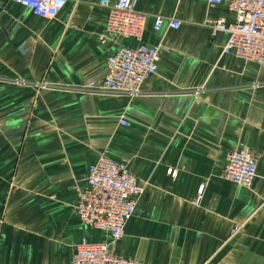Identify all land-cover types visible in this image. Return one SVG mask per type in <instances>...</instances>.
<instances>
[{
	"label": "crops",
	"instance_id": "crops-1",
	"mask_svg": "<svg viewBox=\"0 0 264 264\" xmlns=\"http://www.w3.org/2000/svg\"><path fill=\"white\" fill-rule=\"evenodd\" d=\"M92 1L68 0L51 19L2 1L0 264H72L84 238L112 240L73 208L74 184H85L102 154L128 163L144 187L116 255L140 264H264V65L224 56L229 33L204 25L231 22L227 2L137 1L136 10L180 27L165 20L156 31L149 17L144 44L166 50L132 98L80 89L105 79L112 50L98 41L109 11ZM241 146L258 156L251 188L220 176ZM236 224L243 228L233 236Z\"/></svg>",
	"mask_w": 264,
	"mask_h": 264
},
{
	"label": "built area",
	"instance_id": "built-area-1",
	"mask_svg": "<svg viewBox=\"0 0 264 264\" xmlns=\"http://www.w3.org/2000/svg\"><path fill=\"white\" fill-rule=\"evenodd\" d=\"M30 9L35 15L51 19L56 18L66 6L68 0H10ZM77 4L88 0H73ZM138 0H93V5L107 8L109 11L107 27L99 34L101 45H111L107 58V75L102 82H92L80 87L83 91L94 93H120L129 97L143 94L144 84L158 72V63L162 46H148L143 37L149 17L155 19V30L160 31L165 20L171 28L178 29L180 22L174 18L144 13L136 10ZM227 2L234 18L229 22L225 17L207 18L204 25L212 34L218 31L229 33V40L223 49V55L234 54L245 62L264 65V0H209L211 5ZM135 39L138 45H122L125 39ZM18 84H25L22 80ZM254 84V87L261 86ZM195 96L205 92V88L193 90ZM122 125L130 123L122 119ZM258 156L247 146L231 152L227 156L221 178L238 187L251 188L257 176ZM175 176L177 171H170ZM205 186L198 191L196 204L200 203ZM76 200L75 213L82 223L90 229H97L111 236L110 242L91 243L84 238L75 246L72 264H140L138 261L118 256L113 245L125 234L128 222L136 214L137 205L144 194L137 177L129 169L128 163L112 159L102 154L90 167L85 184H74ZM242 224H236L232 230L235 236L241 232Z\"/></svg>",
	"mask_w": 264,
	"mask_h": 264
},
{
	"label": "water",
	"instance_id": "water-1",
	"mask_svg": "<svg viewBox=\"0 0 264 264\" xmlns=\"http://www.w3.org/2000/svg\"><path fill=\"white\" fill-rule=\"evenodd\" d=\"M2 1H3V0H0V7L2 6ZM209 114H211V111L209 112Z\"/></svg>",
	"mask_w": 264,
	"mask_h": 264
}]
</instances>
